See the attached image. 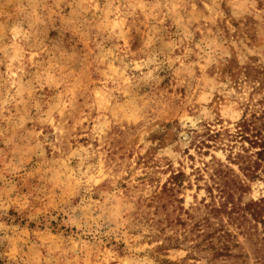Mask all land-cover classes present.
<instances>
[{"label": "rangeland", "instance_id": "1", "mask_svg": "<svg viewBox=\"0 0 264 264\" xmlns=\"http://www.w3.org/2000/svg\"><path fill=\"white\" fill-rule=\"evenodd\" d=\"M260 116L264 0H0V264H264Z\"/></svg>", "mask_w": 264, "mask_h": 264}, {"label": "trees", "instance_id": "2", "mask_svg": "<svg viewBox=\"0 0 264 264\" xmlns=\"http://www.w3.org/2000/svg\"><path fill=\"white\" fill-rule=\"evenodd\" d=\"M259 119L264 120L263 116H260ZM240 126H243L244 131L246 133H249L250 131L254 130V132H252L250 134V136H245V139L249 144L252 145V147H257V151L255 153H256L258 159L264 160V137L262 135V131L264 130V121H262L260 123V125L255 126V128H253V127L250 128L251 124L249 123V121L243 120V121H241ZM208 136H211V135L209 134ZM243 136L244 135H242L241 137H243ZM253 137H255V138L253 139ZM256 165L259 166V164L257 162H256ZM254 169H257V167H255ZM243 170H245V169L243 168ZM182 176H183V173L178 172L171 177V180L173 183L178 184V182H180V178ZM178 179H179V181H177ZM165 262H166V264H174V263H171L170 261H167V260Z\"/></svg>", "mask_w": 264, "mask_h": 264}]
</instances>
